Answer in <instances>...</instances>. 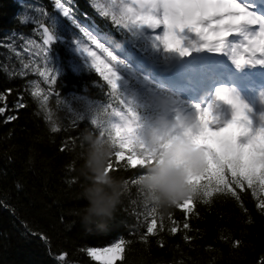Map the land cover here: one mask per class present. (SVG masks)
<instances>
[{"label":"snow or ice","instance_id":"snow-or-ice-1","mask_svg":"<svg viewBox=\"0 0 264 264\" xmlns=\"http://www.w3.org/2000/svg\"><path fill=\"white\" fill-rule=\"evenodd\" d=\"M92 6L96 17L89 18L85 14L80 18L67 0H54V8L63 19H53L51 26L46 20L23 16L21 23L32 22L33 31L42 40H28L23 43L22 51L28 53L30 59L42 57L47 67L41 65L36 70L38 77L42 78L45 87L55 86L64 72L63 65L55 62V45L65 39V33H75L71 43L84 59L81 64L79 58L72 57L69 70L74 74H81L84 66L93 70L105 82L108 98L119 105L89 103L86 106V111L91 113L90 125L112 144L113 152L105 171L112 174L137 170L136 178H126L125 182L129 183L130 179L133 185H139L138 181L150 166L163 163V149L167 143L159 137L158 143L151 144L144 132L153 127V120L158 115L156 101L168 97L171 103L165 109V115L174 122L169 136L177 138L179 127V138L186 140L201 159V167L189 172L187 181L199 195L175 205L184 214L182 229L190 230L189 220L196 212L198 199L207 206L217 195H230L239 201L240 193L248 191L257 198L255 207L264 215V108L254 112L239 98L235 89L217 85L206 104H191L192 111L182 118L184 99L163 83L165 79L144 74L155 72L161 65H170L173 56L191 57L193 53L204 51L226 57L237 68L264 65V0H106L105 3L93 0ZM40 15H44L43 10ZM106 23L116 31L108 30ZM161 28L159 34L148 35V30L155 32ZM121 33L142 41L148 46L145 51L150 50L153 55L145 57L138 49L122 45L115 38ZM229 37L239 39L230 40ZM15 39L13 33L12 40ZM25 39L21 38L22 41ZM3 46L0 43V47ZM9 46L11 49L17 47L15 43ZM15 55L22 58L21 51H16ZM29 67V64H23L24 69ZM19 75H27V72L22 71ZM130 80L149 86L147 92L130 88ZM10 93L9 89L0 94V101L6 102ZM30 95L40 99L42 108L47 107L50 96L44 88L31 91ZM261 102L264 104V93H261ZM223 105L230 106V119H224ZM27 106L23 97H19L15 109ZM141 110H144L143 114ZM6 111L9 109L5 103L0 106V115ZM17 118L9 115L4 122L10 123ZM85 119L84 114L77 113L70 130L78 128L77 122L82 123ZM61 130L57 126L51 128L54 133ZM155 212L152 208V213ZM169 219L173 226L168 231L172 235L178 234L181 226L173 217ZM158 229L164 231L165 225L162 219L158 224L153 216L147 224L146 234L155 236ZM184 239L191 238L186 235ZM234 246L238 248L240 241H234ZM83 251L96 264H118L125 259L126 242L119 238L110 246L87 247ZM67 255H59V259L64 261ZM259 264H264V259Z\"/></svg>","mask_w":264,"mask_h":264},{"label":"trees","instance_id":"trees-1","mask_svg":"<svg viewBox=\"0 0 264 264\" xmlns=\"http://www.w3.org/2000/svg\"><path fill=\"white\" fill-rule=\"evenodd\" d=\"M67 4L80 18L97 15L93 0H67ZM25 15L32 20H46L49 26L53 19H63L54 8V0H0V43L4 44L0 47V94L11 90L6 102L0 101V106L6 103L9 109L0 115V264H96L83 250L106 247L119 238L125 239L126 252L118 264H259L264 259V215L259 214L257 198L248 191L240 193L239 201L230 195H217L205 206L198 199L196 212L189 220L191 228L183 230L185 218L179 209H156L153 214L154 206L140 186L129 179L107 229L85 230L75 214L87 205L80 195L87 182L77 171L82 163L77 157L86 147L82 133L89 130L99 135V130L90 125L91 113L86 106L116 103L108 98L105 82L93 70L87 66L81 74L69 70L70 59L77 57L70 44L75 33H65V39L55 45V62L63 65L64 72L58 84L45 87L36 71L44 65L42 57L30 59L22 51L28 40H42L33 31L32 22L21 23ZM105 27L116 31L110 23ZM22 37L26 39L22 41ZM115 38L133 48L140 44L129 34ZM10 43L17 47L11 49ZM146 47L143 45L142 50L148 55ZM16 51H21L22 58H17ZM77 58L83 64V59ZM23 64L30 67L24 69ZM22 71L27 75H19ZM38 88H44L50 96L46 108L40 106L39 98L30 95ZM19 97L28 106L16 110ZM77 113L86 119L70 130ZM9 115L18 118L5 123ZM54 126L62 130L54 133ZM112 175L125 181L136 178L137 170ZM153 216L158 224L163 220L165 230L158 229L155 236H148L146 227ZM170 216L181 226L176 235L168 231L173 226ZM186 235L191 239L185 240ZM236 240L240 241L238 248L234 246ZM65 253L66 259L61 261L59 255Z\"/></svg>","mask_w":264,"mask_h":264},{"label":"clouds","instance_id":"clouds-1","mask_svg":"<svg viewBox=\"0 0 264 264\" xmlns=\"http://www.w3.org/2000/svg\"><path fill=\"white\" fill-rule=\"evenodd\" d=\"M170 103L168 97H161L156 101L158 115L153 120V127L144 132L151 144L158 143L159 137L167 143V147L163 149V163L150 166L138 181L147 201L155 209H167L199 195L187 181L189 172H195L201 167L200 155L186 140L179 138V127L177 138L169 136L174 122L165 115V109L170 107ZM82 141L86 147L77 157L82 161L77 171L87 182L80 194L87 205L75 210V214L79 216L86 231H105L121 204L127 184L105 171L113 152L108 139L85 130Z\"/></svg>","mask_w":264,"mask_h":264},{"label":"rangeland","instance_id":"rangeland-1","mask_svg":"<svg viewBox=\"0 0 264 264\" xmlns=\"http://www.w3.org/2000/svg\"><path fill=\"white\" fill-rule=\"evenodd\" d=\"M100 2L101 3H105L106 0H100ZM56 11L58 12V10H56ZM160 32H162V28L155 30V32H153L152 30H148V35L159 34ZM230 39L231 40H238L239 38L238 37H231ZM70 44L72 45L71 46L72 53L74 55H76L77 57H80V58L84 59L83 57L80 56V54L78 52L75 51L74 45L71 43V41H70ZM216 65H218V64H215V66ZM219 65H221L224 69L225 68H229L230 70H234V71L248 69L249 71H252V72H254L253 66H255V65H245V66H243L241 68H237L230 61H228L226 57H224L223 62L219 63ZM166 67H167L168 70H166ZM189 68H190V71H187L183 67H179V66L173 65V62L171 61L170 65H167V66L161 65L155 72L147 71V72L144 73V74L149 75L152 78L160 77V78L165 79V81H163V83H165V85L171 91L179 94L180 97L182 99H184L185 104L183 105L182 112H181L182 118L192 111L191 104L198 103V101H192L189 98L191 96V91L190 90H187L186 92H182V93L177 90V87L180 84V81H186V80L181 79V78L183 76H186V77H189V79L193 80L196 77H198V75H199L201 70L202 71L205 70V68H203V67L198 68L197 64H195V67H194V69L197 70L196 72H194L193 64H191L189 66ZM210 68H211V66L209 65L207 67V69H210ZM137 84L139 85L138 87L136 86ZM147 87H149V86H146L142 82L141 83H137L135 80H130V88H132L134 90H137L138 92L143 90V92L146 93L147 92ZM229 87L235 89V92L239 96V98L243 102L247 103L253 109L254 112L258 113V112L261 111L262 108H264V104H262V102H261V95L260 96H255L254 93H250L248 91H244L243 89L239 90L233 84L230 85ZM258 90H260V89H258ZM213 91H214V87L211 89V93ZM250 98H253V101H251ZM222 110H223L224 119H230L231 118L230 106L223 105L222 106ZM143 111L144 110H141L142 114H143ZM111 119H113V121L116 120V118H111ZM241 142H244V138H241Z\"/></svg>","mask_w":264,"mask_h":264},{"label":"bare ground","instance_id":"bare-ground-1","mask_svg":"<svg viewBox=\"0 0 264 264\" xmlns=\"http://www.w3.org/2000/svg\"><path fill=\"white\" fill-rule=\"evenodd\" d=\"M251 79H252V84H250V85H251L252 89H254L253 84L255 82H257L258 80H261V82L264 84V74H263V72L259 73L258 70H256L255 73L251 76ZM245 85L247 86L248 84H245ZM255 96H260V95L258 93H256ZM206 102L204 104H206Z\"/></svg>","mask_w":264,"mask_h":264}]
</instances>
